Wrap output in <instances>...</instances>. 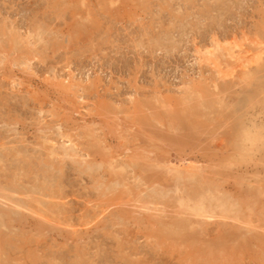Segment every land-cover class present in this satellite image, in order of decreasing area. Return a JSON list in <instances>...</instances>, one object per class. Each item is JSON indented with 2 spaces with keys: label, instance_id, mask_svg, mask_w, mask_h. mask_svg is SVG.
<instances>
[{
  "label": "rangeland",
  "instance_id": "374dc122",
  "mask_svg": "<svg viewBox=\"0 0 264 264\" xmlns=\"http://www.w3.org/2000/svg\"><path fill=\"white\" fill-rule=\"evenodd\" d=\"M0 264H264V0H0Z\"/></svg>",
  "mask_w": 264,
  "mask_h": 264
},
{
  "label": "bare ground",
  "instance_id": "6f19581e",
  "mask_svg": "<svg viewBox=\"0 0 264 264\" xmlns=\"http://www.w3.org/2000/svg\"><path fill=\"white\" fill-rule=\"evenodd\" d=\"M65 151V150H64ZM66 152V151H65ZM196 202V201H195ZM203 208V207H202Z\"/></svg>",
  "mask_w": 264,
  "mask_h": 264
}]
</instances>
